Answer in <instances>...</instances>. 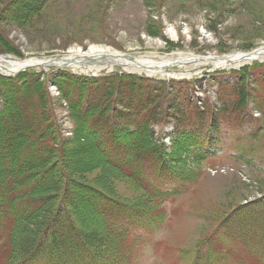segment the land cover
Returning a JSON list of instances; mask_svg holds the SVG:
<instances>
[{
    "label": "rangeland",
    "instance_id": "rangeland-1",
    "mask_svg": "<svg viewBox=\"0 0 264 264\" xmlns=\"http://www.w3.org/2000/svg\"><path fill=\"white\" fill-rule=\"evenodd\" d=\"M9 1L0 0V57L20 64L29 59H49L41 57L47 54L64 57L72 50L86 51L90 47H106L140 58L182 53L224 57L264 46V0H48L45 7L25 20L7 14L5 5ZM198 69H191L190 78H171L172 82L155 77L146 91L153 85L162 88L165 92L160 100L175 106L190 96L208 97L209 92L215 93L219 82L230 84L225 69L219 74L211 66ZM36 70L45 72L44 68ZM61 70L66 74H88L68 67L50 68L54 73ZM251 73L262 78L258 71L247 68L246 76ZM170 83L172 89L162 86ZM252 89L254 100L256 95L264 96V85L257 83ZM50 99L49 110L59 129L56 131L68 140L66 161L71 178L127 202H144V192L107 172L84 138L77 142L71 112L62 99ZM255 106L257 101L230 121L247 120ZM255 117L251 127L237 131L224 126L221 134L213 135L222 141L215 150L217 154L190 177L191 186L182 195L166 203L164 225L155 233L132 231L131 237L139 243L128 264H192L198 246L201 254H209L203 259L205 263L216 258L212 264H264V230L253 228L252 215L238 225L231 222L233 217L228 219L239 210L251 213L253 201L264 198V115L256 113ZM208 132L206 128L204 133ZM70 191L69 197L75 198L80 190L70 187ZM77 209L74 215L82 221L84 232L100 228L83 202H78ZM211 241L215 249L209 248ZM255 245L259 248L254 253ZM11 251L7 244L0 248V264L8 263L7 253ZM257 253L263 257L256 258ZM63 256L70 259L73 255L68 250Z\"/></svg>",
    "mask_w": 264,
    "mask_h": 264
},
{
    "label": "trees",
    "instance_id": "trees-1",
    "mask_svg": "<svg viewBox=\"0 0 264 264\" xmlns=\"http://www.w3.org/2000/svg\"><path fill=\"white\" fill-rule=\"evenodd\" d=\"M47 3L10 0L5 8L10 17L25 20ZM54 78L69 102L77 142L84 138L107 172L144 192V202H127L73 180L66 161L68 140L56 131L46 83L34 72L14 78L0 76V238L1 248L5 244L12 247L7 264H128L139 243L130 240L131 229L152 232L159 228L164 218L162 204L173 195L153 183L147 187L152 170L169 162V172L186 174L188 180L194 177L190 161L206 156L199 132L218 119L188 101L175 106L161 101L165 91L155 85L146 91L152 82L140 77L116 75L98 82L71 75ZM238 91L237 106L241 107L246 92L244 88ZM166 119L174 120L179 129L171 152L157 143L152 130ZM132 128L136 131L130 134ZM70 187L80 190L75 198L69 197ZM79 201L95 215L99 229L82 230V221L75 217ZM250 211H236L231 222L238 225L252 215L253 228L264 230L262 200L251 204ZM55 226L57 229L51 230ZM209 245L216 248L214 241ZM68 250L73 255L70 259L63 256ZM194 253L192 264L216 262V258L203 262L209 254H201L200 246Z\"/></svg>",
    "mask_w": 264,
    "mask_h": 264
},
{
    "label": "bare ground",
    "instance_id": "bare-ground-1",
    "mask_svg": "<svg viewBox=\"0 0 264 264\" xmlns=\"http://www.w3.org/2000/svg\"><path fill=\"white\" fill-rule=\"evenodd\" d=\"M175 36L173 30L170 32ZM251 52V51H250ZM246 53V52H244ZM234 53L224 57H197L195 55L176 54L170 57H134L129 58L106 47H90L88 50H72L65 59H29L24 63L11 61V58L0 57V72L13 74L22 68H49L50 66L68 67L76 71L99 73L123 67L126 71L145 75L189 76L191 69L213 65L215 69H238L243 65L264 60V46L244 54ZM155 55V54H154ZM38 58V57H35ZM46 58V57H45ZM87 61H90L88 65ZM173 69H179L173 71ZM199 70V69H198ZM197 70V71H198Z\"/></svg>",
    "mask_w": 264,
    "mask_h": 264
}]
</instances>
